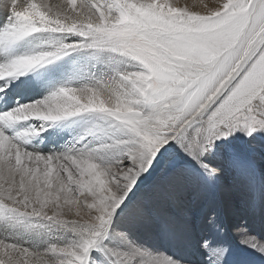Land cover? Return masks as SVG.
Wrapping results in <instances>:
<instances>
[{
  "label": "snow or ice",
  "instance_id": "snow-or-ice-1",
  "mask_svg": "<svg viewBox=\"0 0 264 264\" xmlns=\"http://www.w3.org/2000/svg\"><path fill=\"white\" fill-rule=\"evenodd\" d=\"M258 161L264 0H0V264H256L218 207L133 233L165 175L264 205Z\"/></svg>",
  "mask_w": 264,
  "mask_h": 264
},
{
  "label": "rangeland",
  "instance_id": "rangeland-1",
  "mask_svg": "<svg viewBox=\"0 0 264 264\" xmlns=\"http://www.w3.org/2000/svg\"><path fill=\"white\" fill-rule=\"evenodd\" d=\"M173 2L178 3L180 6H185V4H183V3L181 4L182 0H173ZM207 2L210 4H214V3H217L218 0H207ZM199 4H200V0H189L187 2V6L199 5ZM230 176L231 175H229V177L227 176L223 179L224 185L222 186L220 184V186H218L220 188L217 187L216 191L206 189L203 187L201 188V187L196 186L194 184L187 185V189L184 188L183 185L179 186L180 189L182 190V193L178 194V196H177L178 203H179L180 207L184 208L185 210H180L177 208L178 211H175L174 206H169L170 200L168 198H170V197L167 195L166 190H165L166 187H176L175 185L169 186V185H167L166 182L164 183V186H162V187H159L157 185V182H155L154 185H153V182L146 184L145 185L146 188H144V193H143V195H144L143 207L145 210V219H144L143 223L134 231L133 235L137 239L148 241L149 243H153V244L157 245L158 247H161L163 249H167L168 251H175V245L174 244L161 243L158 239V237H159V225L161 224V222L166 221L168 223V225L170 226V228L174 230V231H172L173 235L177 239H179L181 237V235H178L176 233V230L184 232L196 220L198 212H200L201 210H207L210 207H216L217 206L219 209L221 208L220 209L221 212L223 211L222 213L225 217V221H226V225H227V233H226V235H224L223 238L234 249H238V232L235 233V231L233 230V226H238V209H236V208H238V203H237L238 202V190H237L238 188H236V187H238V185H237V182L236 183L234 182V181H236V178L233 176L232 177H230ZM168 177H169L168 175H165V176L161 177L160 179H164V178L169 179L170 177L169 178ZM228 178L229 179L231 178L232 181L229 180ZM173 181H174V179H173ZM149 184H150V186H149ZM233 185H236V187L232 188ZM202 191L204 192L203 195H201ZM196 192H197V195H196ZM227 194H228V196H227ZM217 195H218V198H217ZM225 198H226V200H224ZM228 198L231 201H229ZM205 200H207V201L205 202ZM218 201H220V202H218ZM209 202L212 204H209ZM218 203H219V205H218ZM221 203H223V204H221ZM172 204L175 205L176 204L175 201H172ZM202 206H203V208H202ZM176 207H177V204H176ZM223 208H225V209H223ZM226 212H228V213H226ZM235 214H237V215H235ZM201 218H202V216H201ZM179 224H181V225H179ZM187 225H188V227H187ZM231 233L233 236L231 235ZM159 254L161 256H163V255H166L167 253L164 251H161Z\"/></svg>",
  "mask_w": 264,
  "mask_h": 264
},
{
  "label": "bare ground",
  "instance_id": "bare-ground-1",
  "mask_svg": "<svg viewBox=\"0 0 264 264\" xmlns=\"http://www.w3.org/2000/svg\"><path fill=\"white\" fill-rule=\"evenodd\" d=\"M189 0H182L181 4H185L187 5V2ZM52 2H55V0H52ZM259 164L264 165V161H258ZM229 177V176H228ZM232 177V176H230ZM169 178V177H168ZM229 179V178H228ZM231 180V178L229 179ZM228 180V181H229ZM232 181V180H231ZM167 183V185L172 186L175 185V181H173V179L170 177L169 179H160L157 181V185L159 187L164 186V183ZM230 182V181H229ZM235 183L237 182L238 187H236V185H233L232 188L236 187L238 188V226H233V230L235 231V233L238 232V249H240L241 247H243V237L245 233L250 234L251 238H254L258 243H264V205H262L259 194L257 193L255 200L253 202V198L251 193L249 192V189L246 185V183L240 179V178H236V181H234ZM150 183V182H149ZM226 183V182H225ZM148 184V183H147ZM154 185V183H153ZM166 185V186H167ZM187 183L183 184L184 188L187 189ZM221 185H224V182L222 180ZM231 185V184H230ZM150 186V184H149ZM220 186V185H219ZM228 186V185H227ZM146 188V187H145ZM165 188V187H164ZM202 188V187H201ZM220 188V187H218ZM224 188V187H223ZM226 188V187H225ZM231 188V187H230ZM162 189V188H161ZM167 195L170 197L168 198L170 200L169 202V206H174L175 207V211H178V209L180 210H185L184 208H181L179 203H178V194L182 193V190L180 189V187H166L165 188ZM203 190V189H202ZM220 190V189H219ZM230 190V189H229ZM216 191V189H215ZM218 192V191H217ZM162 193V192H161ZM203 191L201 193V195H203ZM225 193V192H224ZM197 195V192H196ZM166 196V195H165ZM210 196V195H209ZM212 196V195H211ZM228 196V194H227ZM148 197V196H147ZM218 198V195H217ZM221 198V197H220ZM224 198V197H223ZM227 198V197H226ZM226 198L224 200H226ZM146 199V198H145ZM151 199V198H150ZM156 199V198H155ZM201 199V198H200ZM203 199V198H202ZM209 199V198H208ZM212 199V198H211ZM229 199V198H228ZM236 199V198H235ZM147 200V199H146ZM152 201V200H151ZM172 201H175V203L177 204H172ZM204 201V200H203ZM207 200H205L206 202ZM211 201V200H210ZM213 201V200H212ZM223 201V200H222ZM229 201H231L229 199ZM144 202V201H143ZM155 202V201H154ZM220 202V201H218ZM204 203V202H203ZM229 203V202H228ZM156 204V203H155ZM206 204V203H205ZM209 204H212L209 202ZM223 204V203H221ZM225 204V203H224ZM227 204V203H226ZM154 205V204H153ZM152 205V206H153ZM215 205V204H214ZM219 205V203H218ZM234 205V204H233ZM221 206V205H220ZM229 206V205H228ZM231 206V205H230ZM154 207V206H153ZM217 207V206H216ZM225 207V206H224ZM203 208V206H202ZM157 209V208H156ZM168 209V208H167ZM221 209V208H220ZM225 209V208H223ZM230 209V208H229ZM228 209V210H229ZM227 210V211H228ZM231 210V209H230ZM163 212V211H162ZM183 212V211H182ZM223 212V211H222ZM184 213V212H183ZM182 213V214H183ZM228 213V212H226ZM232 213V212H231ZM230 215V214H229ZM237 215V214H235ZM234 215V216H235ZM164 216V215H163ZM169 216V215H168ZM171 216V215H170ZM228 216V215H227ZM231 216V215H230ZM177 217V216H176ZM180 218V217H179ZM225 218V217H224ZM174 219V218H173ZM153 220V219H152ZM183 220V219H182ZM236 220V219H235ZM178 221V220H177ZM185 221V220H184ZM170 223V222H169ZM236 223V222H235ZM155 224V223H154ZM181 225V224H179ZM175 227V226H174ZM188 227V225H187ZM176 229V228H175ZM184 229V228H183ZM186 229V228H185ZM172 231H174L172 229ZM185 232V231H184ZM182 231H178L176 230V233L178 235H183ZM232 235V233H231ZM233 236V235H232ZM255 260H256V264H264V257H261L259 253H253Z\"/></svg>",
  "mask_w": 264,
  "mask_h": 264
}]
</instances>
